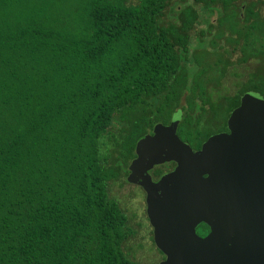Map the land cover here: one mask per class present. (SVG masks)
Instances as JSON below:
<instances>
[{"label": "trees", "instance_id": "1", "mask_svg": "<svg viewBox=\"0 0 264 264\" xmlns=\"http://www.w3.org/2000/svg\"><path fill=\"white\" fill-rule=\"evenodd\" d=\"M248 91L264 0H0V264H135L109 188L136 142L177 108L203 141Z\"/></svg>", "mask_w": 264, "mask_h": 264}, {"label": "water", "instance_id": "2", "mask_svg": "<svg viewBox=\"0 0 264 264\" xmlns=\"http://www.w3.org/2000/svg\"><path fill=\"white\" fill-rule=\"evenodd\" d=\"M180 118L178 110L137 141L127 178L177 164L157 184L141 176L154 244L165 257L159 264H264V97L245 92L228 132L197 152L177 137ZM200 223L209 227L204 238L195 232Z\"/></svg>", "mask_w": 264, "mask_h": 264}, {"label": "rangeland", "instance_id": "3", "mask_svg": "<svg viewBox=\"0 0 264 264\" xmlns=\"http://www.w3.org/2000/svg\"><path fill=\"white\" fill-rule=\"evenodd\" d=\"M169 15L170 12L167 10L166 15L162 18V21L165 23L173 21V18ZM215 19L216 15L214 14L208 18L210 22H215ZM201 28H204V25H202ZM246 72V69L243 67H237L231 70L230 74L219 87L217 95H234L239 89V84L246 79ZM109 195L117 200L121 209H123L126 214H132L134 216H136L135 214H139L141 216L143 215V195L139 190H132L127 186L124 188H118L113 184L109 188ZM136 221H138V219H134L133 224H135ZM143 222L146 224L145 220ZM138 229L137 237L141 238V240L139 239L138 241L127 243L124 247L125 251L129 253L135 264H159L163 259L162 254L153 246H149V243L145 244V240L148 238V233H145L146 229L144 225H142V228Z\"/></svg>", "mask_w": 264, "mask_h": 264}, {"label": "flooded vegetation", "instance_id": "4", "mask_svg": "<svg viewBox=\"0 0 264 264\" xmlns=\"http://www.w3.org/2000/svg\"><path fill=\"white\" fill-rule=\"evenodd\" d=\"M209 93L212 95L213 101H217L218 100L217 90L216 91H210L209 90ZM178 110L181 112V118L179 120L177 129H176V135L182 142L188 144V146L190 147V149L193 152L199 151L201 149L202 144L207 140L208 137H210V136H212L214 134L228 132L227 128H226V130H222V131H213V133H211L209 136H207V138L205 140L197 142L195 140L194 136H192V135L187 133V130L185 129V127L179 129L180 125L182 123V120L184 118V110H183V108H177V110L175 112H177ZM172 115H171V117H172ZM170 121H171V119H170ZM170 121H169V123H170ZM169 123L166 124V125H169ZM151 134H152V130H150L149 132L144 134L142 137H144L145 135H151ZM136 157H137V155H136V150H135V146H134V149H133V151H132V153L130 155V159L128 160V164L126 166V169H125V171H124V173H123V175H122V177L120 179V181H122V185L119 186V183L115 184L116 187H118V188H124V187L127 186L128 188H130L132 190L133 189H137L143 195V204H144V212H143V215H142L143 217L141 215H139V214H135L136 216H134L132 214H126L128 219H129V221H128L129 226L132 227L133 232H134V234L131 237H129V239L127 240V243L138 241L139 239L141 240V238L137 237L138 236V230H139L138 228H142V225H144V227L146 229L145 233H148V238H147V240H145V244L149 243V246H153L155 249H157L155 244H154V240H153V228L150 225V222H149V219H148V216H147V211H146V207H147L146 206V192L144 191L143 187L140 184L142 182L141 176L148 175L150 177L151 182L154 183V184H157L161 180L162 177H164L166 174H169L172 171H174V169L176 168L177 164L175 162H173V161H169V162H164V163H161V164L153 165L146 172L147 174H142V172L141 173H137L136 176L133 177V179L136 180V181L130 183V182H127V178L131 174L130 171H129V167H130L132 161L136 159ZM143 218H144L146 224L143 222L144 221ZM134 219H138V221H136L135 224H133V220ZM195 232H196V234L199 237L204 238L209 233V227L206 224H204V223H200V224H198L196 226ZM157 251H158V249H157ZM162 257H163V259L161 261H163L165 259L163 254H162Z\"/></svg>", "mask_w": 264, "mask_h": 264}]
</instances>
